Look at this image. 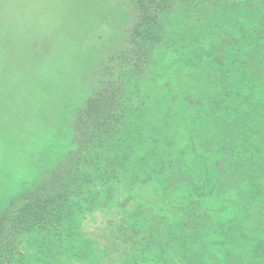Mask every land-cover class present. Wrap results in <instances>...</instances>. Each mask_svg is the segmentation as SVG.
<instances>
[{
  "label": "trees",
  "instance_id": "trees-1",
  "mask_svg": "<svg viewBox=\"0 0 264 264\" xmlns=\"http://www.w3.org/2000/svg\"><path fill=\"white\" fill-rule=\"evenodd\" d=\"M116 2L55 159L6 171L0 264H264V0Z\"/></svg>",
  "mask_w": 264,
  "mask_h": 264
},
{
  "label": "rangeland",
  "instance_id": "rangeland-1",
  "mask_svg": "<svg viewBox=\"0 0 264 264\" xmlns=\"http://www.w3.org/2000/svg\"><path fill=\"white\" fill-rule=\"evenodd\" d=\"M124 7L116 0H0L1 190L6 171L22 170L21 161L55 159L64 141L62 111L86 95L85 74L94 55L116 41ZM75 23L84 26L77 36ZM96 239L105 253L97 264L114 263L120 241Z\"/></svg>",
  "mask_w": 264,
  "mask_h": 264
}]
</instances>
